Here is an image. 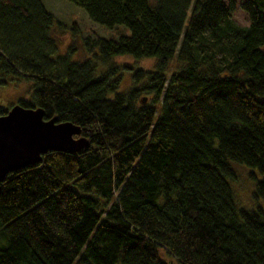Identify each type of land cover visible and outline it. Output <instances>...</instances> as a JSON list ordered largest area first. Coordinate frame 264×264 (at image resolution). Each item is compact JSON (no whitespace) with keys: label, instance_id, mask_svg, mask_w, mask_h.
I'll list each match as a JSON object with an SVG mask.
<instances>
[{"label":"trees","instance_id":"obj_1","mask_svg":"<svg viewBox=\"0 0 264 264\" xmlns=\"http://www.w3.org/2000/svg\"><path fill=\"white\" fill-rule=\"evenodd\" d=\"M67 1L129 32L94 35L93 58L76 60L58 54L63 23L40 0H0V83L30 82L17 103L89 144L0 182V264H172L160 249L180 264H264V205L238 208L228 180L231 161L256 168L264 203V0ZM125 54L155 60L128 68L127 90L111 62Z\"/></svg>","mask_w":264,"mask_h":264},{"label":"rangeland","instance_id":"obj_2","mask_svg":"<svg viewBox=\"0 0 264 264\" xmlns=\"http://www.w3.org/2000/svg\"><path fill=\"white\" fill-rule=\"evenodd\" d=\"M45 10L51 12L56 20H60L63 26H53L52 36L56 39L58 54L70 52L71 58L82 60V58H93L92 53L97 52V47L89 48L90 38L94 35L117 38L120 35L127 34L129 29L125 25H114L107 27L100 25L93 20H90L83 7L75 5L67 0H40ZM241 0H238V2ZM231 19L239 25H246L247 18L242 9L238 6L231 15ZM76 25H73V24ZM154 58H134L129 54L115 55L112 63H116L122 68L120 74L121 82L120 89L127 90L131 85L130 72L131 66H142L144 68L154 67ZM168 73L170 70H175L179 67V63L175 58L168 61ZM103 64L97 62L98 70L104 69ZM31 83L23 79H8L5 83H0V107L9 109L11 105L17 103L20 99H24L30 95ZM231 166L235 170V179H228L231 190L233 191L234 201L238 208L255 207L257 203H263L261 200H256L253 197L254 185L256 180L260 178V172L253 167L243 165L231 161ZM6 238L0 239V246L7 245ZM160 255L166 261L172 264H180L175 258L160 249Z\"/></svg>","mask_w":264,"mask_h":264},{"label":"water","instance_id":"obj_3","mask_svg":"<svg viewBox=\"0 0 264 264\" xmlns=\"http://www.w3.org/2000/svg\"><path fill=\"white\" fill-rule=\"evenodd\" d=\"M44 114L42 107L19 103L0 114V182L12 171L40 163L48 151L75 153L89 145L79 125Z\"/></svg>","mask_w":264,"mask_h":264}]
</instances>
